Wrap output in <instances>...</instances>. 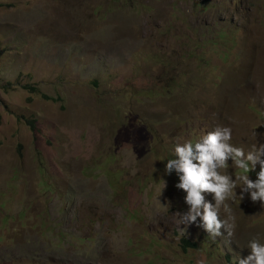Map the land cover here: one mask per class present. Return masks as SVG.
<instances>
[{
	"label": "rangeland",
	"instance_id": "rangeland-1",
	"mask_svg": "<svg viewBox=\"0 0 264 264\" xmlns=\"http://www.w3.org/2000/svg\"><path fill=\"white\" fill-rule=\"evenodd\" d=\"M0 4V264H238L264 244L239 181L219 209L230 245L199 219L182 231L187 194L165 173L217 126L245 153L264 144V0Z\"/></svg>",
	"mask_w": 264,
	"mask_h": 264
},
{
	"label": "clouds",
	"instance_id": "clouds-1",
	"mask_svg": "<svg viewBox=\"0 0 264 264\" xmlns=\"http://www.w3.org/2000/svg\"><path fill=\"white\" fill-rule=\"evenodd\" d=\"M231 139L230 127L217 126L195 144H177L174 149L175 158L169 159L165 166L166 174L171 175L175 171L179 178L175 187L187 194L184 199L188 211L178 214V226L184 225L181 230L187 231L188 226L199 219L201 223L197 227L203 228L213 240L223 237L226 245L232 243L235 225L227 219L222 220L219 209L237 189L238 181L240 200L244 199V193H248L253 203L259 202L264 208V144L245 153L243 148L232 146L229 143ZM229 160L244 173H248L249 168L254 171L259 165L256 180H251L247 174L237 179L221 174L218 170L226 168ZM205 194L211 195L212 200H206ZM230 219L234 221L235 218ZM247 247L249 255L240 257L238 264H264V244L254 238Z\"/></svg>",
	"mask_w": 264,
	"mask_h": 264
},
{
	"label": "trees",
	"instance_id": "trees-1",
	"mask_svg": "<svg viewBox=\"0 0 264 264\" xmlns=\"http://www.w3.org/2000/svg\"><path fill=\"white\" fill-rule=\"evenodd\" d=\"M0 6H1V4H0ZM25 88L28 89L29 87H25ZM45 98L49 99V97H47V96H45ZM52 100H54V99H52ZM31 126L34 129V124L33 123H32ZM182 242H183L182 247H184L185 250H187V248H196L197 247V244L191 243L187 239H182Z\"/></svg>",
	"mask_w": 264,
	"mask_h": 264
}]
</instances>
